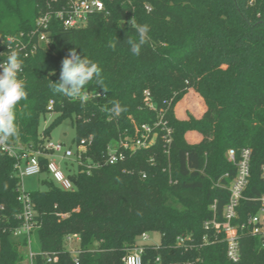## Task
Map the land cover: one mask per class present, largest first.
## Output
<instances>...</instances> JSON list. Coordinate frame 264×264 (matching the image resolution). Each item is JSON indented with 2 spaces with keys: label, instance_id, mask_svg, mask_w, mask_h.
Segmentation results:
<instances>
[{
  "label": "trees",
  "instance_id": "obj_1",
  "mask_svg": "<svg viewBox=\"0 0 264 264\" xmlns=\"http://www.w3.org/2000/svg\"><path fill=\"white\" fill-rule=\"evenodd\" d=\"M53 5L0 0V61L9 55L8 44L29 42L37 18ZM107 10L78 29L54 20L49 46L27 58L18 51L27 98L16 107L19 135L5 143L42 151L52 129L68 118L76 145L91 139L77 172L67 174L72 190L52 179L49 156L40 157L45 189L29 192L41 248L33 264H126L128 250L151 232H160L161 241L145 245L143 264H264V238L246 226L264 195V0H114ZM131 22L150 27L139 56L130 50L129 41L137 40ZM73 49L102 69L103 85L87 84L83 102L49 87ZM189 88L203 95L208 110L199 120L181 121L174 106ZM159 111L171 129L169 143ZM49 113L56 117L42 131ZM142 124L158 133L155 145L106 164L110 144ZM189 130L203 135L199 144L186 141ZM1 144L0 264H21L29 246L25 235L15 234L22 225V181L16 158ZM233 149L237 161L244 150L251 158L249 183L231 221L238 228L237 262L228 257L226 233L212 226L226 221L229 186L237 176V165L227 158ZM69 235L79 237L75 252L66 248Z\"/></svg>",
  "mask_w": 264,
  "mask_h": 264
},
{
  "label": "built area",
  "instance_id": "obj_2",
  "mask_svg": "<svg viewBox=\"0 0 264 264\" xmlns=\"http://www.w3.org/2000/svg\"><path fill=\"white\" fill-rule=\"evenodd\" d=\"M114 0H54V5L49 6L44 14L39 16L35 23V28L31 32V36L28 43H11L8 44L9 50H20L24 57L35 54L43 46H49L50 43V25L52 21L57 20L62 22L65 28H81L88 24L90 18L97 13L109 14L107 10V3H111ZM147 9L151 10L150 6H146ZM37 36L35 41L33 37ZM146 100L150 107L155 109V104L151 99V93L145 91ZM54 101L51 100L49 103V109H52ZM162 111H159V125L165 124L162 122ZM134 132L132 136H126L121 139L118 143L110 144L106 160V164L115 165L119 161L123 160L126 153L136 152L138 150L149 149L155 145L158 133L154 127L149 124L134 125ZM166 142L171 141V129L166 127ZM91 139H83L76 145V150L68 148L60 143H52L48 141L45 144L44 150L40 151H26L24 148L19 146H11L7 143H2L1 148L4 153L12 158H16V170L17 175L21 181L26 176L39 175L42 171V164H40V157L49 156L48 170L53 180L63 190H72L74 184L68 175L61 168L59 160H71L76 163L78 167L82 164L83 154L88 151ZM227 158L233 164L237 165V176L234 178V184L229 186L231 194L230 203L226 206L225 218L226 221L212 222V226L217 228L218 232L224 231L226 233V241L228 243V257L237 262L240 256V245L238 243V228L232 226L231 221L236 216V206L239 204L240 199L243 197V191L249 183L250 179V151L244 150L242 153V159L237 161L235 158V150H230L227 154ZM101 163L94 165L99 167ZM261 175L264 180V165L261 168ZM225 176H228L226 174ZM145 177V176H144ZM22 202V211L18 214L22 220V225L18 227L15 234H23L27 237L28 243L30 244V238L32 230L36 227L35 224V212L34 204L29 197V192L24 189L23 181L20 187V195L18 197ZM260 210L248 217L246 226L251 227L252 235H259L264 238V195L260 198ZM206 226L209 225L207 222ZM242 228L246 226L241 225ZM150 233H143L140 238L143 242L149 240ZM77 239V235H69L66 240ZM178 244L184 245L185 239L183 237L178 238ZM147 244L136 243L135 247L128 250L127 255L124 258L126 264H143L142 255L144 248ZM71 250V249H70ZM76 251V250H72ZM34 254L30 255L31 264H33ZM51 262V259L48 260Z\"/></svg>",
  "mask_w": 264,
  "mask_h": 264
},
{
  "label": "clouds",
  "instance_id": "obj_3",
  "mask_svg": "<svg viewBox=\"0 0 264 264\" xmlns=\"http://www.w3.org/2000/svg\"><path fill=\"white\" fill-rule=\"evenodd\" d=\"M137 34V40L129 41L131 52L139 56L142 46L148 39L150 27L147 24H136L131 22ZM114 48L111 41L108 45ZM23 61L16 50H9L6 59L0 61V143H5L12 138L18 137L19 128L16 123V107L20 101L27 98V91L24 83L19 79L22 71ZM95 80L103 85L102 69L97 62L71 50L62 60L60 76L57 82L49 84V87L56 93L62 94L71 99L87 100L84 87Z\"/></svg>",
  "mask_w": 264,
  "mask_h": 264
},
{
  "label": "rangeland",
  "instance_id": "obj_4",
  "mask_svg": "<svg viewBox=\"0 0 264 264\" xmlns=\"http://www.w3.org/2000/svg\"><path fill=\"white\" fill-rule=\"evenodd\" d=\"M189 91H195L196 93L189 92ZM191 93H193L194 94L193 96H196V97H193L194 100L193 99L187 100V97ZM198 94L204 99L203 95L200 92H197L194 88H189L187 90V93L176 103V105L174 106V110L178 104H179L178 108H181L182 106L189 107L191 109V110H189V119H190V117L197 119L191 111H193L196 114H199V112H200L199 106L201 104V100H200ZM195 98H198V106H194L193 101H197V99H195ZM204 101H205V99H204ZM206 106H207V104H206ZM175 116H176V113H175ZM55 117H56L55 113H49L47 115V118L43 119L41 121L40 130L43 131V129H45L53 121V119ZM176 118H177V116H176ZM189 119H182V120H189ZM178 120H180V119H178ZM197 120H199V119H197ZM189 131H195V130H189ZM186 133H185V139H186ZM75 136H76V129H74V127H73L72 120L70 118H68V119H65L64 122H62L60 125H58L52 129V132L48 136V141H50L52 143H60L64 146H67L68 148L76 150L77 146L74 142ZM59 163L61 164V168L63 169V171L66 174H68L69 172L75 173L78 170V165L76 163L72 162L71 160H68V159L59 160ZM43 178H44V175H40V174L24 177L22 179L24 189L28 192H30L32 190H36V189H45V185H43V183L41 181ZM234 181L235 180H233L231 182L230 186L234 184ZM138 241L141 244L158 245L161 241V233L160 232H151L149 234V240L147 242H143L141 240V238H139ZM78 244H79V241L77 239L66 240V248L68 247L71 250H75L76 248H78L77 247ZM27 249H28V252L26 253L25 259L21 262V264H31L30 255L37 254V253L41 252L40 243H39V234L37 231V227H34L32 230V234H31V238H30V244H29Z\"/></svg>",
  "mask_w": 264,
  "mask_h": 264
},
{
  "label": "crops",
  "instance_id": "obj_5",
  "mask_svg": "<svg viewBox=\"0 0 264 264\" xmlns=\"http://www.w3.org/2000/svg\"><path fill=\"white\" fill-rule=\"evenodd\" d=\"M189 92L196 93L195 91H189ZM199 98L201 100V104L199 106V111H200L199 114H196L193 111H191L197 119L203 117L208 110L204 99L200 95H199ZM178 107H179V104L175 108V110H176L175 113H176L177 118L180 120L189 119V110H191V109L189 107H186V106H182L181 108H178ZM202 138H203V135L197 131H188L186 133V140H187V142H189L191 144H199V142L202 140Z\"/></svg>",
  "mask_w": 264,
  "mask_h": 264
}]
</instances>
